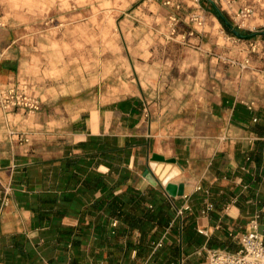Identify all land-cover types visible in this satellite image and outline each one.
Listing matches in <instances>:
<instances>
[{
	"label": "crops",
	"instance_id": "crops-1",
	"mask_svg": "<svg viewBox=\"0 0 264 264\" xmlns=\"http://www.w3.org/2000/svg\"><path fill=\"white\" fill-rule=\"evenodd\" d=\"M225 82L200 85L197 130L125 96L71 119L55 151L0 157V264H202L255 213L264 233V71ZM153 152L173 158L154 161L177 168L166 181L144 175Z\"/></svg>",
	"mask_w": 264,
	"mask_h": 264
},
{
	"label": "rangeland",
	"instance_id": "rangeland-1",
	"mask_svg": "<svg viewBox=\"0 0 264 264\" xmlns=\"http://www.w3.org/2000/svg\"><path fill=\"white\" fill-rule=\"evenodd\" d=\"M257 5L0 0V157L55 151L71 119L125 96L140 97L153 123L155 111L177 131L197 130L205 79L225 85L230 75L264 71V5ZM32 100L37 108L26 104Z\"/></svg>",
	"mask_w": 264,
	"mask_h": 264
},
{
	"label": "built area",
	"instance_id": "built-area-1",
	"mask_svg": "<svg viewBox=\"0 0 264 264\" xmlns=\"http://www.w3.org/2000/svg\"><path fill=\"white\" fill-rule=\"evenodd\" d=\"M251 11L249 7L244 8ZM33 101V102H32ZM29 107L37 108V100H32ZM187 207H180L178 213ZM258 213L248 221L246 230L239 236V247L229 250L221 247L206 249L205 259L202 264H264V233L258 230ZM112 224H115L113 221ZM175 264H182L181 262Z\"/></svg>",
	"mask_w": 264,
	"mask_h": 264
},
{
	"label": "water",
	"instance_id": "water-1",
	"mask_svg": "<svg viewBox=\"0 0 264 264\" xmlns=\"http://www.w3.org/2000/svg\"><path fill=\"white\" fill-rule=\"evenodd\" d=\"M233 31L236 35L241 36L243 35L241 31H239L238 29L233 28ZM155 160H161V161H173V158H165L163 155L153 152L151 154V161H150V166L149 168H146L144 171V175L147 178L148 181H150L151 183H156V178L152 172V161ZM155 166V165H154ZM165 188L166 190L170 193V194H181L182 193V184H175L172 182H166L165 183Z\"/></svg>",
	"mask_w": 264,
	"mask_h": 264
},
{
	"label": "bare ground",
	"instance_id": "bare-ground-1",
	"mask_svg": "<svg viewBox=\"0 0 264 264\" xmlns=\"http://www.w3.org/2000/svg\"><path fill=\"white\" fill-rule=\"evenodd\" d=\"M151 163L153 167H155V171L163 179V181H166L168 177L171 176L173 173H175L177 170V168L175 167L169 170V167H170L169 164H165L164 166H162L161 163L156 164L154 161H152Z\"/></svg>",
	"mask_w": 264,
	"mask_h": 264
},
{
	"label": "trees",
	"instance_id": "trees-1",
	"mask_svg": "<svg viewBox=\"0 0 264 264\" xmlns=\"http://www.w3.org/2000/svg\"><path fill=\"white\" fill-rule=\"evenodd\" d=\"M251 34H252V33H249V34H243V35H245V36H246V35H251ZM243 35H241V36H243Z\"/></svg>",
	"mask_w": 264,
	"mask_h": 264
}]
</instances>
